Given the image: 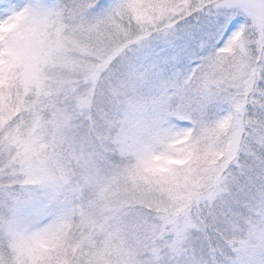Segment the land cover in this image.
I'll return each instance as SVG.
<instances>
[{"label":"snow or ice","instance_id":"obj_1","mask_svg":"<svg viewBox=\"0 0 264 264\" xmlns=\"http://www.w3.org/2000/svg\"><path fill=\"white\" fill-rule=\"evenodd\" d=\"M0 264H264V0H0Z\"/></svg>","mask_w":264,"mask_h":264}]
</instances>
